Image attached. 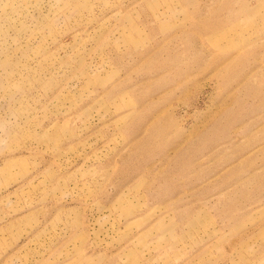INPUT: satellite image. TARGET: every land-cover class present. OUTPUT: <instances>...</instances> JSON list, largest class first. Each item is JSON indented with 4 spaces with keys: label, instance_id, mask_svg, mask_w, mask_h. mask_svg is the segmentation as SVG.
<instances>
[{
    "label": "rangeland",
    "instance_id": "obj_1",
    "mask_svg": "<svg viewBox=\"0 0 264 264\" xmlns=\"http://www.w3.org/2000/svg\"><path fill=\"white\" fill-rule=\"evenodd\" d=\"M0 264H264V0H0Z\"/></svg>",
    "mask_w": 264,
    "mask_h": 264
}]
</instances>
